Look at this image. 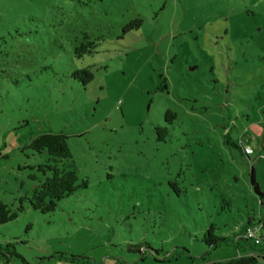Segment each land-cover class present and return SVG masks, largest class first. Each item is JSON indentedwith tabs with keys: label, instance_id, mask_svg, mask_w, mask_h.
I'll list each match as a JSON object with an SVG mask.
<instances>
[{
	"label": "rangeland",
	"instance_id": "obj_1",
	"mask_svg": "<svg viewBox=\"0 0 264 264\" xmlns=\"http://www.w3.org/2000/svg\"><path fill=\"white\" fill-rule=\"evenodd\" d=\"M85 28L104 40L73 60ZM2 37L0 201L16 207L52 175L30 148L47 131L69 137L59 166L88 186L1 225L23 259L0 264H200L211 224L231 236L261 221L264 0H0ZM86 68L84 87L71 74ZM237 255L223 245L209 261Z\"/></svg>",
	"mask_w": 264,
	"mask_h": 264
},
{
	"label": "trees",
	"instance_id": "obj_2",
	"mask_svg": "<svg viewBox=\"0 0 264 264\" xmlns=\"http://www.w3.org/2000/svg\"><path fill=\"white\" fill-rule=\"evenodd\" d=\"M82 6L89 7L91 1L95 0H74ZM102 1V0H98ZM143 25V20L137 18L128 23L123 31L127 33L132 30H137ZM102 36L96 37L89 28H85L83 31L76 33L72 39V50L70 52L71 58L84 59L86 56L97 53L99 43L103 41ZM72 77L82 83L84 87L88 86L94 79V75L89 68L77 69L72 74ZM0 85H3V37L0 38ZM1 96V93H0ZM176 114L169 111L166 118H175ZM158 131L168 133V128H157ZM69 137L64 133L43 132L35 137L30 148L39 154L47 153L50 160L54 162V165L46 166L43 170L44 174L51 172V176H47L46 179L40 182V185L36 186L30 196L21 197L16 207L14 205H8L0 201V226L7 224L11 221L18 219V217L26 211L28 205L32 210L41 214L54 213L59 203L72 195H74L80 188H86L88 181L80 180L79 173L76 167L68 164H63L61 167L59 163L62 161H68L72 158V153L68 143ZM164 139L160 136V140ZM242 152L246 156L245 148ZM44 166H41V168ZM252 186L260 198L261 207L264 209V192L261 191L259 184L256 181L254 168L251 172ZM171 186L175 187L176 184L171 183ZM254 219H250L248 224L243 227L239 232L234 233L231 236H222L217 234V226L211 224L206 230L203 242L209 247L207 255L201 258L200 264H260L261 260H264V254L259 252L258 246L250 243L243 237L245 229L253 224ZM259 224L262 225L264 230V215H262ZM263 244V243H262ZM261 244V245H262ZM223 245H233L238 255L228 260L210 262L209 256L211 251H215ZM10 259L11 257H17L23 259L15 249L13 244L3 246L0 244V258Z\"/></svg>",
	"mask_w": 264,
	"mask_h": 264
},
{
	"label": "built area",
	"instance_id": "obj_3",
	"mask_svg": "<svg viewBox=\"0 0 264 264\" xmlns=\"http://www.w3.org/2000/svg\"><path fill=\"white\" fill-rule=\"evenodd\" d=\"M245 152L246 154L251 155L253 153V150L249 147H246ZM243 237L254 245H261L262 243H264V230L262 228V225L257 223L248 226L243 233Z\"/></svg>",
	"mask_w": 264,
	"mask_h": 264
}]
</instances>
